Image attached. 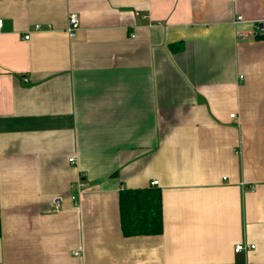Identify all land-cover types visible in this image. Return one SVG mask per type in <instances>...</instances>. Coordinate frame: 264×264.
Listing matches in <instances>:
<instances>
[{
    "label": "crops",
    "instance_id": "0c3cea01",
    "mask_svg": "<svg viewBox=\"0 0 264 264\" xmlns=\"http://www.w3.org/2000/svg\"><path fill=\"white\" fill-rule=\"evenodd\" d=\"M0 18V264H264V0H0ZM155 186L164 231L125 236L121 191Z\"/></svg>",
    "mask_w": 264,
    "mask_h": 264
},
{
    "label": "trees",
    "instance_id": "16d2710c",
    "mask_svg": "<svg viewBox=\"0 0 264 264\" xmlns=\"http://www.w3.org/2000/svg\"><path fill=\"white\" fill-rule=\"evenodd\" d=\"M120 216L125 236L162 233L164 214L161 189L155 186L122 190Z\"/></svg>",
    "mask_w": 264,
    "mask_h": 264
},
{
    "label": "built area",
    "instance_id": "2783aa9c",
    "mask_svg": "<svg viewBox=\"0 0 264 264\" xmlns=\"http://www.w3.org/2000/svg\"><path fill=\"white\" fill-rule=\"evenodd\" d=\"M69 21H68V25L66 28V31L69 33L70 37H75L78 33V29L80 28V23H81V18L79 17L78 13L75 12H71L69 15ZM244 17L243 15H238L236 17V21H243ZM4 24V20H2V18H0V29H2ZM255 30H254V34L255 35H260V36H264V21H257L255 22ZM36 28H39V25H36ZM26 38H30V33L26 34ZM26 81H29V78L26 77L25 78ZM235 114H232V116H234ZM70 161L74 162V157H70L69 159ZM158 180L155 179V181L152 182L153 185L157 184ZM83 186L82 183H79V187L81 188ZM76 197V195L74 196V198ZM256 245L252 244V243H237L235 245V251L236 252H242L244 250H249V249H253L255 248ZM78 254V253H77Z\"/></svg>",
    "mask_w": 264,
    "mask_h": 264
}]
</instances>
